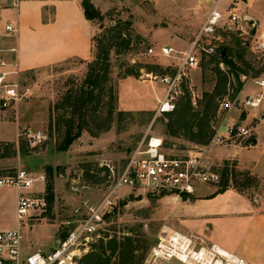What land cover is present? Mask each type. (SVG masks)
Here are the masks:
<instances>
[{
  "label": "rangeland",
  "instance_id": "rangeland-1",
  "mask_svg": "<svg viewBox=\"0 0 264 264\" xmlns=\"http://www.w3.org/2000/svg\"><path fill=\"white\" fill-rule=\"evenodd\" d=\"M218 1L91 0L101 18L91 21L95 32L92 37L90 60L73 59L8 77L10 81L17 82L21 100H5V95L0 89V102L5 103V106L2 105L0 109V121L5 123L0 124H2L1 128L2 131L4 130L6 140L0 143L12 145L10 156L0 159V176L12 174L17 169H25L42 175L45 178V186L39 184L37 188L43 190L45 197L47 184L51 182L53 186L52 204L47 206V210L40 218L29 222L28 226L22 228L23 245L28 243L32 248L48 252L51 249L50 239L54 240L59 237L66 229L67 223L75 222L83 215L86 206L96 205L103 197L112 180L105 165H109L119 173L128 154L141 144L145 147L150 138H160L163 151L172 156L183 155L195 148L205 146L188 140L189 136L184 133L177 137L169 136L167 134L168 117L154 118L153 108L156 107V99L163 93L162 87L159 88L157 85L141 84L134 89L144 98L145 101H142L144 105L153 110L131 112L119 119L114 113L110 128L105 132L98 133L97 125L92 123L95 114L88 112L86 121L91 133L83 131L68 150L62 153L56 151V145L62 138V132H58L54 126L55 117L58 114L69 117L71 114L69 108L55 111L54 107L70 93L73 95L84 87L90 63L101 55L104 47H109L111 37H116V33L129 40L130 44L126 48L120 44L121 41L114 40L115 46L108 49V80L103 84V94H100L103 104L111 101L109 89L112 90V96L117 98L119 81L129 77L126 76V72L133 67L140 69V76L137 78L139 81L146 80L144 77L146 73L155 77L160 75L169 62L159 57L146 55V50L150 47L158 49L160 46H174L178 50H185L198 33L211 5ZM227 1L229 0H221L220 5L224 17L227 16L225 12L227 5L235 2L237 3L236 13L246 15L248 19H252L249 16V13H252L256 19L261 21L257 32H264L262 28L264 0L237 2L231 0L226 3ZM6 5L10 4H3V6ZM20 14H23V10H20ZM15 16L14 10L10 11L9 18L14 20ZM228 25L229 23L223 20L216 29L215 38L212 40L216 46V54L209 57L203 56L201 69L190 73V81L198 91L200 99L205 93L214 95L213 89L216 82L214 66L221 49L222 53L226 51L233 63L245 72V74H239L240 83L241 76L246 77L244 83H247L253 78L260 77L264 72L262 60L249 46V41L252 40L249 37L251 26L241 23L245 32L242 34V32H237L232 25H229L232 28ZM112 28H115V31H111ZM5 33L4 40L12 42L10 38L13 33ZM0 46H2L1 43ZM237 55L241 56V59H237ZM212 59H215V62L210 63ZM219 68L223 72L228 71L222 63L219 64ZM226 77L227 82L224 89L220 90V95L229 84H236L232 73L228 72ZM121 91L130 94L129 92L133 89L125 83L121 86ZM217 95L215 99L220 96ZM198 101L196 105L191 104L193 111L203 110V103L200 102L198 105ZM112 103L118 110L117 99ZM107 107L99 109L96 116L104 117ZM213 119L214 116L208 122L210 129ZM6 122H18L16 131L10 123L6 124ZM24 127L45 132L47 139L44 144L39 148L31 149L23 139H17V132ZM94 135L96 136L93 137ZM222 145L225 144L218 146ZM19 146H23L24 150L20 151ZM212 155L213 152L208 154L212 160V169L219 175V183L217 185L197 183L194 193L187 199L192 200L196 195L223 192L224 184L252 200L257 192L261 193L260 182L249 172L239 170L235 160L223 157L214 158ZM48 173L51 178H48ZM13 192V188L0 187V229L8 228L9 223L13 222L9 207ZM187 199L183 200V197L179 198L172 193H147L142 201L122 202L107 217L106 225L109 235L116 236L118 239L131 237L135 240L134 244L137 246L135 255L139 264L158 239L168 231L197 235L209 243L219 244L222 248L235 243L238 228L234 222L222 220L206 223V221L199 220L195 212L185 204ZM39 243L42 244L41 247H38ZM97 247L92 252H95ZM82 263L86 264V260Z\"/></svg>",
  "mask_w": 264,
  "mask_h": 264
},
{
  "label": "built area",
  "instance_id": "built-area-1",
  "mask_svg": "<svg viewBox=\"0 0 264 264\" xmlns=\"http://www.w3.org/2000/svg\"><path fill=\"white\" fill-rule=\"evenodd\" d=\"M220 5L221 0L211 5L198 33L185 50L171 46H160L158 49L150 47L146 50V55L169 62L163 68L162 74L156 77L149 73L144 75L147 81L158 82L163 89L162 98L157 101L154 110V118L174 113L186 96L192 105H196V101L200 100L198 91L190 81V73L201 69L203 56L216 54V46L212 40L223 20L242 34L245 32L241 23L251 26L249 37L252 40L249 41V46L264 64V32H257L255 28V32L252 33L250 19L246 15L236 13L237 3L231 2L227 5L226 17ZM229 25L228 27L232 28ZM5 31L16 33V29L11 25H6ZM6 66L5 61L1 59L0 67ZM16 74L18 71L15 66L12 70L0 72V89L5 95V100H21L17 82L8 79L10 75ZM245 78L240 77L242 86L238 91H235V84H229L225 92L216 98L215 115L211 126L213 135L207 145L183 155L172 156L163 151L160 138H150L145 147L141 144L128 154L119 173L105 165L112 180L103 197L96 205L86 206L83 215L75 222L67 223L66 229L53 240L56 247L52 246L48 252L39 250L26 252L21 232L24 226L40 218L47 210L43 190L37 188L39 184L45 186V178L25 169H17L12 174L0 176V187H11L17 191L16 226L13 229L0 230V264H83L82 259L87 254L111 238L106 225L107 217L122 202L130 203L129 195L133 197L141 195L143 198L147 193H172L180 198L192 195L197 183L217 185L220 178L212 169V160L208 156L211 148L214 145L227 143L240 145L249 141L254 128L250 124H244L241 115L263 105L264 72L260 77L253 78L247 83H244ZM246 84L255 87L258 92L243 94L242 90ZM233 114L237 115L235 119ZM16 138L23 139L29 148L35 149L44 144L47 136L42 130L24 127L17 132ZM141 264L249 263L237 254L226 251L215 243H209L200 236L168 231L152 246Z\"/></svg>",
  "mask_w": 264,
  "mask_h": 264
},
{
  "label": "crops",
  "instance_id": "crops-1",
  "mask_svg": "<svg viewBox=\"0 0 264 264\" xmlns=\"http://www.w3.org/2000/svg\"><path fill=\"white\" fill-rule=\"evenodd\" d=\"M81 2L82 0H11L10 5L3 6L7 1L0 0V43L4 47L0 51V60H4L7 65L4 68L0 67V72L12 70L13 66H15L18 73H22L73 59L90 60L92 56V37L95 30L91 22L84 17ZM12 10L16 14L14 20L9 18V13ZM20 10H23V14H20ZM48 10L50 13H48ZM249 16L257 22L256 28H258L261 21L256 19L252 13H249ZM6 25H11L16 29V33H13L10 38L12 42L11 40H4ZM262 28H264V25ZM2 46L0 47L2 48ZM171 47L175 48L174 46ZM125 83L133 89L132 92H129L130 94L121 91V86ZM141 84H152L161 87L158 82L139 81L133 77L121 79L117 88L118 111L143 112L155 110L156 107L148 109L142 102L145 100L141 94L134 91ZM242 92L243 94L256 93L258 89L246 84ZM161 98L162 95H158L156 101ZM263 105L257 109H250L241 115L244 124H250L254 128L251 142L246 141L240 145L227 143L222 146L215 145L211 148L214 158L223 157L235 160L239 170L249 172L251 176L255 177L262 186L261 193L257 192L252 200L235 189L228 188L220 193L196 195L194 199H187L185 203L191 211L195 212L197 219L206 221V223L222 220L234 222L238 228V233L235 236L236 241L223 249L244 258L249 264H264ZM233 117L235 119L237 115L233 114ZM0 123L4 125L5 122L0 121ZM7 123H10L15 131L18 128V122ZM1 127L2 124H0V142L6 141L4 130L2 131ZM221 132L223 133V131ZM13 190L14 194L9 203L13 222L9 223L8 228L0 230L13 229L16 226L17 191L14 188ZM50 243L52 247L53 239H50ZM41 245L39 243L38 247H41ZM24 249L26 252L39 250L32 248L28 243H24Z\"/></svg>",
  "mask_w": 264,
  "mask_h": 264
},
{
  "label": "trees",
  "instance_id": "trees-1",
  "mask_svg": "<svg viewBox=\"0 0 264 264\" xmlns=\"http://www.w3.org/2000/svg\"><path fill=\"white\" fill-rule=\"evenodd\" d=\"M81 7L87 21L91 22L94 19L101 18L99 11L93 6L91 0H82ZM111 31H115V28H112ZM111 38L110 44L108 45L109 47H104L101 55L90 63L88 74L84 81V87L73 95L70 93L67 97L60 100L61 103L59 105L54 107L55 111L69 108L71 114L69 117H65L63 114H58L55 117L54 126L58 132H62V138L56 145L57 152H66L70 145L81 136L83 131L91 133V129L86 121L88 112L95 114L92 123L97 125L98 133L105 132L110 128L112 115L114 113H116L117 119L123 118L131 113L116 110L112 102L116 101L117 98L116 96H112L111 89H109L111 101L107 104H103V101L100 100V94H103L104 91L103 84L107 82L109 74L108 49L115 46L114 40L121 41L120 44L124 45L126 48L130 44L129 40L122 38L119 33H116V37L112 36ZM237 59H241V56L237 55ZM211 62H215V59H212L210 63ZM220 63L226 66L228 71L223 72L219 68ZM228 72L233 74L236 81L235 91H238L242 86L239 81V74H245V72L241 71V69L233 63V60L228 56L226 51H224V55H222L221 49L217 54V62L214 66V74L216 77L213 89L214 95L211 96L207 93L202 95V98L198 101V105L200 102L203 103V110L201 111H193L194 109L191 106L189 98L187 96L184 97V100L178 104L174 113L165 115L169 119L167 125V134L169 136L177 137L184 133L186 136H189L188 140L199 145H207L213 135V131L208 126V122L210 118L215 115V95L218 94L217 96H219L220 90L224 89ZM126 76L137 79L140 76V69L133 67L126 72ZM95 92L98 94V97H96ZM2 105L3 103L0 102V109H2ZM105 106H108L105 111V116H96L98 110L103 109ZM95 136L96 135L93 137ZM247 142H251V139ZM11 147L12 145L8 143H0V159H5L10 156ZM19 149L20 151L24 150L23 146H19ZM48 178H51L49 173ZM52 189L53 186L51 182H49L46 186L47 192L45 197L48 206L53 202ZM226 189H228L227 184H224V189L222 191ZM134 242L135 240L131 237H122L118 239V237L112 235L106 243H100L96 251L87 254L82 261L86 260V264H139L135 255L137 246Z\"/></svg>",
  "mask_w": 264,
  "mask_h": 264
},
{
  "label": "water",
  "instance_id": "water-1",
  "mask_svg": "<svg viewBox=\"0 0 264 264\" xmlns=\"http://www.w3.org/2000/svg\"><path fill=\"white\" fill-rule=\"evenodd\" d=\"M6 1L9 4L11 3V0H6ZM249 24L252 25V27H253L252 33H254L255 32V28L257 26V22L255 20H253V19H250L249 20ZM222 55H224V52L222 53ZM128 199H129L130 202H139V201H142V196L138 195L137 197H133L132 195H129ZM186 199H187V197L184 196L183 200H186ZM55 247H56V245L53 244V248H55Z\"/></svg>",
  "mask_w": 264,
  "mask_h": 264
}]
</instances>
